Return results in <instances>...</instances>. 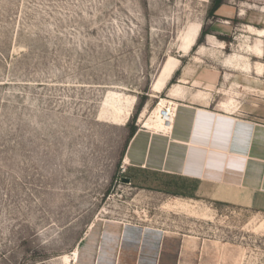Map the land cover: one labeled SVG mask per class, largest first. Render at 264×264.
<instances>
[{
	"label": "rangeland",
	"instance_id": "374dc122",
	"mask_svg": "<svg viewBox=\"0 0 264 264\" xmlns=\"http://www.w3.org/2000/svg\"><path fill=\"white\" fill-rule=\"evenodd\" d=\"M246 25L264 38V0H0V264H264V211L122 182L179 60L168 88Z\"/></svg>",
	"mask_w": 264,
	"mask_h": 264
},
{
	"label": "crops",
	"instance_id": "0c3cea01",
	"mask_svg": "<svg viewBox=\"0 0 264 264\" xmlns=\"http://www.w3.org/2000/svg\"><path fill=\"white\" fill-rule=\"evenodd\" d=\"M249 26L242 29L246 41L236 46L235 55L213 65L199 58L206 66L199 64L194 72L193 64L180 66L178 83L168 88L179 60L164 86L167 97L160 99L177 110L172 129H154L155 108L127 146L124 167L132 186L264 211V100L254 103L255 97H264V84H258L264 82V57L252 54L254 48L264 54V38L250 34ZM250 39L258 41L253 45ZM68 257V263L62 258L66 264H86L78 249Z\"/></svg>",
	"mask_w": 264,
	"mask_h": 264
},
{
	"label": "bare ground",
	"instance_id": "6f19581e",
	"mask_svg": "<svg viewBox=\"0 0 264 264\" xmlns=\"http://www.w3.org/2000/svg\"><path fill=\"white\" fill-rule=\"evenodd\" d=\"M110 97V96H109ZM112 98V97H111ZM135 99H128V100H126V102H124V103H126V104H124V106L122 107V104H120L119 105V109H117L118 111H120L119 113H121L122 112V110L124 111V116H123V118H120V120L119 121H124V120H126L127 118H128V116L130 115V113H131V111H132V109H133V107H134V101ZM122 101V100H121ZM169 105H173L174 106V104L173 103H166V102H164L163 100H160L159 101V103L157 104V106H156V115L158 116L156 119H155V121L157 122V126H158V128H154L156 131H159V132H163V133H166V131L168 132L169 130H171L172 129V124H168V122L164 119V108H167ZM174 108H175V106H174ZM176 109V108H175ZM122 114V113H121ZM119 115V114H118ZM117 115V116H118ZM116 116V118H115V120H117L118 119V117ZM120 124H122V123H120ZM152 125H154V123H152ZM143 127H145V126H150V123H144L143 125H142ZM149 128V127H148ZM65 259V262L66 263H68L69 262V260H70V257H65L64 258Z\"/></svg>",
	"mask_w": 264,
	"mask_h": 264
},
{
	"label": "built area",
	"instance_id": "2783aa9c",
	"mask_svg": "<svg viewBox=\"0 0 264 264\" xmlns=\"http://www.w3.org/2000/svg\"><path fill=\"white\" fill-rule=\"evenodd\" d=\"M177 110L173 105H169L167 108H164V119L168 122V124H173L176 117ZM127 168L123 166L122 173H126Z\"/></svg>",
	"mask_w": 264,
	"mask_h": 264
},
{
	"label": "trees",
	"instance_id": "16d2710c",
	"mask_svg": "<svg viewBox=\"0 0 264 264\" xmlns=\"http://www.w3.org/2000/svg\"><path fill=\"white\" fill-rule=\"evenodd\" d=\"M221 4H222L221 1L218 2V3L216 4V7H215L214 9L218 8ZM135 133H136V130H132V132H131V138L134 136Z\"/></svg>",
	"mask_w": 264,
	"mask_h": 264
},
{
	"label": "water",
	"instance_id": "95a60500",
	"mask_svg": "<svg viewBox=\"0 0 264 264\" xmlns=\"http://www.w3.org/2000/svg\"><path fill=\"white\" fill-rule=\"evenodd\" d=\"M122 182L126 184H131V180L129 178H123Z\"/></svg>",
	"mask_w": 264,
	"mask_h": 264
}]
</instances>
